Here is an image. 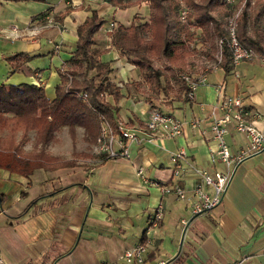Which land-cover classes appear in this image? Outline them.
<instances>
[{"label": "crops", "instance_id": "crops-1", "mask_svg": "<svg viewBox=\"0 0 264 264\" xmlns=\"http://www.w3.org/2000/svg\"><path fill=\"white\" fill-rule=\"evenodd\" d=\"M48 2L43 11L27 8L28 19L20 29L0 25V84L42 87L48 100L53 99L54 86L59 82L56 69L74 50L75 27L90 11L104 21L98 30L103 34L109 22L127 26L133 15L141 22L147 20V5L139 0L128 7L106 0ZM40 18H52L55 25L40 28L46 23ZM107 40L100 60L110 63L111 81L120 82L133 66L124 63L108 47ZM14 52H24L30 58L21 70L9 73L1 55ZM237 64L226 75L222 72L220 81L210 78L214 69L204 73L209 82L199 85L191 100L176 101L168 96L161 106L179 120H203L204 133L185 128L176 138L130 144L126 158H107L96 142H84L83 129L75 126L72 157V141L67 127L61 126L46 152L58 161L73 160V166L38 167L27 175L0 169V264H125L122 252L142 240L146 241V250L141 264H264V151L238 164L218 205L193 216L188 194L194 175L184 167L178 179L171 176L169 154L180 148L189 164L207 170L222 169L219 164L210 166L207 160L215 143L207 127L211 105L206 94L213 92L217 84L224 94L240 97L256 112L258 116L249 122L264 131V99L257 100L252 82L242 86L238 81L234 70ZM132 99L118 100L131 101L132 108L128 115L117 114L116 121L126 128L142 129L150 106ZM33 134L28 131L20 141L23 152L31 150ZM137 134L146 137L143 132ZM225 141L231 153L247 143L245 136L231 126L227 127ZM112 147L120 149L122 145L113 143ZM137 170L159 184H179L185 198L176 199L171 193L162 194L158 188L144 185ZM158 203L161 218L144 237L146 217ZM181 220L187 223L184 231Z\"/></svg>", "mask_w": 264, "mask_h": 264}, {"label": "trees", "instance_id": "trees-1", "mask_svg": "<svg viewBox=\"0 0 264 264\" xmlns=\"http://www.w3.org/2000/svg\"><path fill=\"white\" fill-rule=\"evenodd\" d=\"M46 0H0V2H45ZM112 5L128 7L137 0H106ZM148 8L146 21L133 15L129 24L115 23L105 33L98 30L104 21L94 11L75 27L74 50L56 69L59 82L54 86V97L48 100L42 87H10L0 84V169L22 175L42 167H70L73 160L58 161L46 152L54 132L67 127L74 137V127L83 129L82 139L96 142L103 119L116 133L117 102L124 97L121 85L111 81L112 68L100 56L108 47L126 63L137 69L150 95L143 99L150 107L160 94L176 101H188L187 88L180 74L192 56L211 59L217 52L216 41L225 36L224 18L230 11L222 0H141ZM184 10L183 19L179 11ZM48 11V9H47ZM43 15V14H42ZM236 38L239 44L264 62V0H250L236 19ZM24 52L1 55L9 73L21 70L29 60ZM158 61L161 65H155ZM230 53L222 45L216 68L226 75L232 68ZM166 70L173 71L167 76ZM210 69L203 70L204 74ZM126 84V83H125ZM124 84V85H125ZM122 85V86H124ZM137 83L130 82L132 94ZM85 94V98L81 94ZM104 96L107 99H104ZM112 102V103H110ZM170 102H166L168 105ZM33 131L29 152L21 149V140ZM20 132L18 140L15 139ZM79 155V154H76ZM48 162H52L50 165ZM53 164V165H52Z\"/></svg>", "mask_w": 264, "mask_h": 264}, {"label": "built area", "instance_id": "built-area-1", "mask_svg": "<svg viewBox=\"0 0 264 264\" xmlns=\"http://www.w3.org/2000/svg\"><path fill=\"white\" fill-rule=\"evenodd\" d=\"M138 1V0H137ZM141 1V0H139ZM250 0H222L224 5L229 6L230 11L224 25L225 36L216 41L217 46V63L220 60L221 46L224 45L231 58V64L235 65L241 61H248L252 58L250 50L243 48L236 38V19L240 14L241 8ZM144 2V1H142ZM230 13V15H229ZM185 14L184 10L179 11V19L182 20ZM46 23L40 26L45 28L55 25L52 18H40ZM113 27V23L109 22L107 31ZM216 62L213 69L216 68ZM180 79L184 82L187 93L186 98L191 100L195 89L199 85H203L206 81L204 74L190 77L188 72H181ZM216 93V102L210 107L208 113L207 127L211 134V138L215 143V148L208 151L207 160L210 166L219 164L222 169H203L195 167L186 161V155L183 149H178L174 153L169 154V161L172 164L171 176L178 179L183 168H187L194 175V182L189 189L190 212L191 215L207 212L221 201L225 188L238 164L246 157L264 151V131H261L249 122L250 118L257 117V113L253 112L243 103V100L237 96H229L222 92L220 85L213 87ZM85 98V94H81ZM203 120L191 118L189 120H179L172 116L169 112L160 108L150 107L147 117L142 123V129H130L124 127L120 122H116V133H112L111 128L102 119L100 121V133L96 138L98 150L104 152L107 158L121 157L126 158L128 155V146L130 144H141L142 142H150L155 138H176L182 135L185 128L198 130L201 129ZM231 126L234 132L245 136L247 143L243 148L238 149L234 153L229 151L225 141L227 127ZM137 132H143L146 137H139ZM117 136V139H115ZM122 145L120 149H113L112 144ZM136 175L144 185L148 184L159 189L160 193H171L176 199L185 198V190L182 186L175 183L170 186L159 184L154 180L148 179L140 170L136 171ZM162 215L161 205L158 203L151 209L146 217L143 229L144 237L148 235L149 227H154L159 222ZM182 231L186 226V221L181 220ZM146 241H140L135 246L124 250L121 254L125 264H141L144 260ZM238 264V263H232Z\"/></svg>", "mask_w": 264, "mask_h": 264}, {"label": "rangeland", "instance_id": "rangeland-1", "mask_svg": "<svg viewBox=\"0 0 264 264\" xmlns=\"http://www.w3.org/2000/svg\"><path fill=\"white\" fill-rule=\"evenodd\" d=\"M0 4H1V6H0V9H1V11H0V25H1V27L8 29L11 26H13L16 29H20L21 27H23L25 25V22L28 19L27 15H26V13L28 11L27 8L34 9V10L40 9L43 11L49 5V2H48V0H46L45 2H28L27 4L22 3V2H0ZM244 7L241 8V11H243ZM241 11H240V13H241ZM227 15H228V13H227ZM229 15H230V13H229ZM145 17L146 18L148 17V9L145 13ZM226 18L227 17H224L223 19L220 18L221 23H223L222 26H223L224 32H225L224 23L227 20ZM216 61H217V52H214L212 54L211 59H206L204 57H198V56H192L189 59V62H188L186 69L182 72H188L190 77H194V76L199 75L205 69L206 70L207 69L212 70ZM120 63L122 64V66H126L124 64L125 61L123 63V60H121V59H120ZM155 65H161V63L156 61ZM234 70L236 71L237 79L239 82H241L242 86H249L250 82H252L254 84L253 89H255L254 94H256L257 100H260L261 97H262L261 100H263L264 99V62L260 61L256 56L253 55V58H251L250 60L242 61V62L238 63L234 67ZM127 72H128V75L123 77L120 80V82H114L118 85H121V90H122V93L124 94V97H123L124 100H127V98L130 97L131 100L133 101L132 97H134L136 100L145 101L143 98L147 95H150V91H148L145 83L141 81V79L138 75L137 69L134 67H132V69L128 68ZM165 73L167 74V76H170V77L173 75V71H171V70H166ZM222 75H223V73H222L221 69L215 68L210 73L209 76L212 79H216V80L220 81L222 78ZM117 79L118 78H116L115 80L118 81ZM123 80H125L126 82H124ZM130 82L137 83V85H136L137 86V93L132 94V91H131L132 86H129ZM206 82H209V80L206 79ZM122 85H124V86H122ZM210 86H212V85L209 84L208 87H210ZM197 89H198V87L195 90H197ZM243 90L245 91V88H243ZM239 94H241V91H239ZM206 95H207V99L209 98V100H208V103H210L209 105L212 106L216 102L215 101L216 100V93L213 91L211 93H207ZM104 99L108 100L109 98H106L104 96ZM124 100L117 102L118 115H121V116L124 114H127V115L130 114L129 111L132 108V106H131L132 102L131 101L125 102ZM165 100L166 99L163 95H159L158 98L153 101V106H155V108L161 109L162 108L161 106L163 104L165 105V103H164ZM110 103H112V102H110ZM71 141H72V149H73L72 150L73 151L72 157H74V155H75L74 150L76 148L74 137H73V139H71ZM31 142L32 141H30V143Z\"/></svg>", "mask_w": 264, "mask_h": 264}, {"label": "bare ground", "instance_id": "bare-ground-1", "mask_svg": "<svg viewBox=\"0 0 264 264\" xmlns=\"http://www.w3.org/2000/svg\"><path fill=\"white\" fill-rule=\"evenodd\" d=\"M117 122V121H116Z\"/></svg>", "mask_w": 264, "mask_h": 264}]
</instances>
